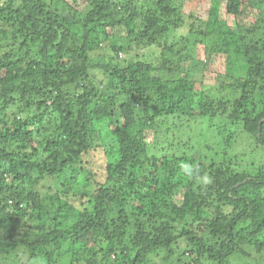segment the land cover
<instances>
[{"label":"trees","instance_id":"trees-1","mask_svg":"<svg viewBox=\"0 0 264 264\" xmlns=\"http://www.w3.org/2000/svg\"><path fill=\"white\" fill-rule=\"evenodd\" d=\"M253 2L210 0L208 18L194 30L207 45L186 38L176 50L172 35L199 19L187 17L188 6L175 0H88L83 16L62 3L70 20L45 0H0L6 42L0 104L17 100L29 116H0V264H18L21 256L23 264H148L160 251L171 257L180 241L188 247L178 261L257 264L249 249L264 251V169L241 173L217 160L224 145L219 134L231 131L230 140L236 129L264 151V108L257 113L249 105L255 93L264 101V37L256 35L264 26L256 13L263 10ZM119 28L126 32L115 34ZM162 43L172 59L140 61L137 55L120 63V53ZM199 48L206 59L237 57L248 77L228 65L225 76L214 73L220 84L197 89L186 65ZM106 50V63L92 62ZM96 69L106 84L91 76ZM181 78L189 87L184 110L190 114L196 104L197 127L207 124L203 139L221 138L199 158L187 156L196 138L192 126L170 132L165 118L181 105L174 92ZM194 90L201 94L191 103ZM219 118L225 124H217ZM175 132L191 136L181 141ZM177 139V150L187 149L180 156ZM198 179L212 183L201 187ZM59 214L79 219L71 228L51 229ZM133 232L137 241L129 247L122 239Z\"/></svg>","mask_w":264,"mask_h":264},{"label":"rangeland","instance_id":"rangeland-1","mask_svg":"<svg viewBox=\"0 0 264 264\" xmlns=\"http://www.w3.org/2000/svg\"><path fill=\"white\" fill-rule=\"evenodd\" d=\"M87 1L88 0H45L49 9L55 10V11L58 10L59 13H61L65 17H68L69 20L71 19V17L68 15V14H70V10L64 8L62 6V3H65L68 7L72 8L74 11H77V12L79 11L81 13V15L83 16V15H85V13L88 10L91 9L90 5L87 4ZM3 2L4 1H2L1 4H3ZM175 3L177 5L188 6L187 12H186L187 17H188V15L191 16V13H192V14H194L196 19H199V21L196 22L198 25L195 26L194 28H192L193 29V31H192L190 26H188L190 21L188 20V18H186V20H188L186 26L183 27L180 31H178L174 35H172V38H170L169 43H174V47L176 48V50H180L182 47L187 45V42H186V38H187L188 43H191V45H194L197 41H203L204 44H202L201 47L204 48L203 46L207 45V44H205L206 40H204L203 38H200L199 36H196V34L194 33V30L195 31L198 30L197 27L201 24V23L199 24L198 22L205 21L208 18L207 6H208V3H210V0H202V1L201 0H189V1L175 0ZM252 4H253V7L256 8V10H263V14L258 13V12L256 13L257 14L256 19L258 16H260L259 18L264 21V2L262 3V2H260V0H255V2H253ZM185 6H184V8H185ZM74 31L76 33H79L78 35L82 34L79 26L75 27ZM124 31H125L124 29L119 28V29L115 30L114 33L123 35L126 32V31L125 32ZM256 35L258 36V38L264 37V26L260 30L259 33L258 32L256 33ZM5 43H6L5 39L0 38V48L3 47L5 45ZM141 43H142V45H144L145 41L143 40V41H141ZM166 47L167 46L164 43H162V45L160 47L153 46V47H150L148 49H144V47L134 48L132 53H120L119 54V57L121 60L120 63L124 64L122 62L123 60L130 61L132 58L136 57L137 55H138V58H140V61H147V60H149V58L155 60L154 59L155 56L156 57L161 56L163 60L167 61L169 59H172L173 56H171L172 54H170V53H164V50L167 49ZM199 49H200V51L195 54L196 60H193V62L190 65L189 64L186 65L189 73L193 77L190 80L193 82L195 81V83L198 82V85H196L197 89H200L201 83H203L204 85L220 84L221 81H223V78H221V80L216 78L214 73H217V75H219L220 77L225 76V74L228 72V69H229L228 65L230 66V68L235 73H238L244 77H248V73H249L248 71L249 70L247 68V64L246 63L241 64L240 60H238L237 57H235L236 59H233L231 61H230V59L228 60V59L222 58V57L213 58V59L212 58L206 59L205 55H203V50L201 48H199ZM149 53H153L154 55L149 57ZM110 55H111L110 51L106 50L104 53L97 54V56L94 57L92 62H94L96 65L101 64V63H106L109 60ZM3 56H4L3 52L0 51V57L3 58ZM230 73L233 74V72H231V71H230ZM91 76L94 78V80L97 83L103 82L104 84H106V82H107L106 76L102 72H99V69L93 70L91 72ZM16 82L17 81L14 80L15 84H16ZM8 84H9V82H8ZM187 84H188L187 80L186 81L183 80L182 85H176V88L174 90V92L176 93L175 94L176 95L175 101H176V99H179L181 101V105L178 106L177 112L174 115H172V116L166 115L165 118L167 119L168 128H169L170 132H173L175 129H178L180 127L182 128V130H184L183 127H185V124H189L192 126V130H195L194 136H196V138H195V140H193L190 148L188 149V150H192L191 152L187 151V149H184V148L177 150V149H179V146H177L178 139L175 140L174 141V144L176 145L175 155L180 156L185 151H187V156L189 159L199 158L200 155H202L201 152H205V151L208 153L211 152V151H207V145L212 146L211 144H213L215 146H218L219 143L217 142V140L222 138V143L224 145L218 151L219 152L218 153L219 156H217L218 162L224 161L226 163L228 162L229 164H233L232 167L234 168V170H237L241 173L247 172V173L256 174L260 168L264 169V151L262 149H259L256 146V144L254 143V141L252 140V138L248 137L244 133L243 130L236 129L235 135L233 136L232 139L230 138V140L228 138V133L231 134V131L228 133L227 132L226 133H220L219 135L221 136V138H216L219 136H215V138L213 139L214 141H212L213 137H211V136L207 137L208 139L206 141H205V139H203L205 137V136H203V134L205 133V126H207V124L205 125L206 122H204L203 129L199 128V126L197 127V124L201 123L200 119H195V118H197V112L199 109L198 106H196V104H194L192 106V108L190 109V114H187L186 111L184 110V104L187 101V99L185 98L186 95H184V94H185V91L189 89ZM99 88L101 89V86ZM194 91L196 92V94L195 93L190 94L191 103H192V101L194 102L200 98L199 95L201 94V91L200 90H194ZM253 96H254L252 98L253 103L251 102V103H249V105H251L253 108H256L257 113H259L264 108V101L260 100V95L258 93H255ZM183 102H184V104H183ZM19 103H21V102H17V100H16V102H15V100H10L9 105H6L4 103L0 104V116L3 117L4 115H8V118L10 121H12L13 119H17V118H22V119L28 118L29 116H27V115L24 116L25 113L21 112L22 104L20 105ZM252 107H251V109H252ZM188 115H191V117H193V119L190 120V116H188ZM29 120H31V118ZM218 122H221L220 125H222V122H223V124H225L224 119H221V118H219L216 123L218 124ZM44 124L46 126H48V119L44 120ZM222 129H224V127H220V132L223 131ZM150 133L151 132H149L148 134L150 135ZM175 134L178 137L180 133L175 132ZM188 136H191V135L189 133H187L186 135L182 134L181 135V141H185L188 138ZM171 154H173V152ZM175 170H177L178 173L183 174V172H181L180 170H178V169H175ZM95 178H97V177H95ZM195 183L197 185H200L201 187H205V184L209 185L212 183V181L210 179H198V180H196ZM197 192L202 194V195L206 194L205 190L197 191ZM222 206H224V205H222ZM127 211H128L127 217L130 218V225H131L132 229H135L134 231H137L136 227L138 225L137 224L138 217H137L136 213H132L134 211L133 209L130 208V209H127ZM68 213H67V215H68ZM60 214H59L57 220H55V221L52 220L54 215L51 217L50 220H52V222H49V225H51V229H53V228L59 229V227H57L59 224H62V227L60 229L71 228L72 226L75 225V223L79 219L78 214H77V216L70 214L69 216L64 215L62 217ZM64 219L66 220V223L64 222ZM178 228L182 229V226H178ZM122 241L124 243H127L129 247H133L132 245L137 241V238L133 232L130 234H126V236L124 237V239H122ZM262 241H263V239H262ZM184 242H185V240H184ZM186 247H188L186 242L184 244L182 241H180L179 246H175L173 248L175 254H173L171 257L167 258L168 257L167 254L164 251H160L157 255L150 256L148 258L149 262H147V261L146 262L148 264H194L193 262H191L192 259H188L186 261H184V260L178 261V258H179L178 255H180V252H182V250H186ZM249 251L252 253V259L257 260V264H264V251L260 252V251H258V249L255 251L249 249ZM17 254H18V256H21L18 252H17ZM12 257H13V255H12ZM21 258H23V260H20L18 262V264H23V263L27 262L26 257L24 258L21 256ZM6 262H3V263L4 264H12L10 260H7ZM201 262H202V264H212L211 262H207L206 260H201Z\"/></svg>","mask_w":264,"mask_h":264},{"label":"bare ground","instance_id":"bare-ground-1","mask_svg":"<svg viewBox=\"0 0 264 264\" xmlns=\"http://www.w3.org/2000/svg\"><path fill=\"white\" fill-rule=\"evenodd\" d=\"M184 3V2H183ZM77 7V6H76ZM67 14V13H66ZM176 36V35H175ZM142 49V48H141ZM135 53V52H134ZM152 54V53H151Z\"/></svg>","mask_w":264,"mask_h":264}]
</instances>
